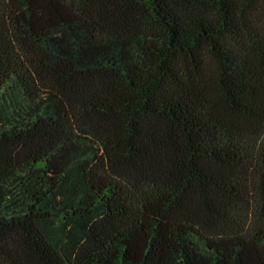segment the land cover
I'll use <instances>...</instances> for the list:
<instances>
[{"label":"trees","instance_id":"obj_1","mask_svg":"<svg viewBox=\"0 0 264 264\" xmlns=\"http://www.w3.org/2000/svg\"><path fill=\"white\" fill-rule=\"evenodd\" d=\"M0 264H264V0H0Z\"/></svg>","mask_w":264,"mask_h":264}]
</instances>
